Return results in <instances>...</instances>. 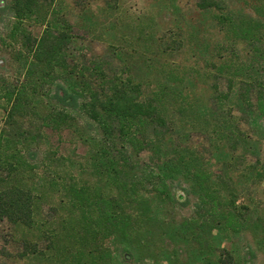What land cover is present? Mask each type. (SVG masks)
Here are the masks:
<instances>
[{"label":"rangeland","instance_id":"obj_1","mask_svg":"<svg viewBox=\"0 0 264 264\" xmlns=\"http://www.w3.org/2000/svg\"><path fill=\"white\" fill-rule=\"evenodd\" d=\"M64 22L66 68L28 76L15 26ZM108 80L154 119L105 141L85 105ZM57 82L86 103L56 104ZM8 187L31 223L0 220V264H264V0H37L0 19Z\"/></svg>","mask_w":264,"mask_h":264},{"label":"trees","instance_id":"obj_2","mask_svg":"<svg viewBox=\"0 0 264 264\" xmlns=\"http://www.w3.org/2000/svg\"><path fill=\"white\" fill-rule=\"evenodd\" d=\"M0 19L6 15L11 16L18 23L33 13V7L37 0H1ZM61 30L53 32L51 28H45L39 38H34L23 28L19 32L21 46L25 53V69L28 76L37 70L44 72L46 68H66V60L63 57V47L69 34L68 24L63 23ZM56 27V26H55ZM66 28V29H65ZM107 89L102 97L90 90L89 102L86 111L91 119L99 125L103 139L110 141L114 132L128 135L135 129V121H144L153 118L154 109L150 103H145L133 96L134 84H122L118 81L108 80ZM51 99L58 105L72 110L79 108L84 103L86 92L84 89L68 87L57 82L50 94ZM162 121V119L160 118ZM144 123V122H143ZM7 218L13 222L24 225L31 223V198L23 188L0 189V220Z\"/></svg>","mask_w":264,"mask_h":264}]
</instances>
